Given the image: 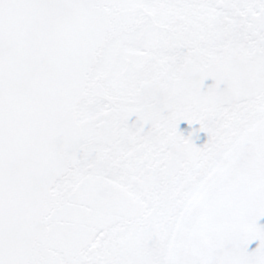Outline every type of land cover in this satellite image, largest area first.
I'll return each instance as SVG.
<instances>
[{"label": "snow or ice", "instance_id": "1", "mask_svg": "<svg viewBox=\"0 0 264 264\" xmlns=\"http://www.w3.org/2000/svg\"><path fill=\"white\" fill-rule=\"evenodd\" d=\"M0 264H264V0H0Z\"/></svg>", "mask_w": 264, "mask_h": 264}, {"label": "water", "instance_id": "2", "mask_svg": "<svg viewBox=\"0 0 264 264\" xmlns=\"http://www.w3.org/2000/svg\"><path fill=\"white\" fill-rule=\"evenodd\" d=\"M194 127H199L198 125H194ZM179 128L181 129V130H186V129H188V125H187V123L186 122H181L180 123V125H179ZM200 135L202 136V137H204L205 136V134L204 133H200ZM197 144H199V141H197Z\"/></svg>", "mask_w": 264, "mask_h": 264}, {"label": "bare ground", "instance_id": "3", "mask_svg": "<svg viewBox=\"0 0 264 264\" xmlns=\"http://www.w3.org/2000/svg\"><path fill=\"white\" fill-rule=\"evenodd\" d=\"M251 247H255V244H253Z\"/></svg>", "mask_w": 264, "mask_h": 264}]
</instances>
